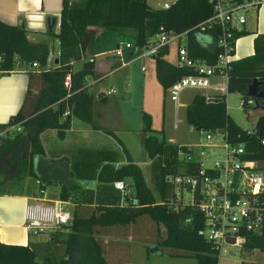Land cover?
I'll use <instances>...</instances> for the list:
<instances>
[{
  "label": "trees",
  "instance_id": "16d2710c",
  "mask_svg": "<svg viewBox=\"0 0 264 264\" xmlns=\"http://www.w3.org/2000/svg\"><path fill=\"white\" fill-rule=\"evenodd\" d=\"M212 12L211 0H174L169 7H152L147 0H62L59 29L50 32L58 41L52 62L48 43L31 41L23 25L0 19L1 70L14 69L20 62L30 66L32 62L38 64V69L29 68L24 100L7 121L20 122L21 130L0 139V194L34 193L25 181L26 176L46 178L40 161L45 157L40 139L42 130L57 128L63 136L64 130L70 127L72 115L99 127L93 119L94 90L87 81L88 76L97 77L93 61L86 57L88 45L97 36L91 26L101 30L130 27L136 45L145 44L160 31L185 32L189 54L212 63L220 50L217 44L220 27L199 26ZM253 48L252 54L230 61L226 80V91L240 93L243 100L251 98L247 91L254 79L258 81V90L264 92L263 32L253 37ZM167 52L168 44H165L155 53L156 74L164 90L189 73L186 67L166 61ZM77 61L82 64L74 68ZM217 96L221 99L208 101L206 95L195 93L186 106L187 121L198 130L227 131L229 140L244 145L243 158L255 160L258 169H264L261 165L264 129L258 135L254 127L248 129L239 125L227 113L226 94ZM263 99L264 96L260 100ZM242 106L250 105L244 102ZM68 107L70 113L63 115ZM142 119L145 150L150 157L163 154L166 142L153 133L151 115L143 112ZM111 167L110 163L102 164L97 177L101 180L129 177L133 194L126 203L90 205L73 197L70 224L54 229L42 243L0 241V264H106L97 235L110 232L112 227L132 228L131 234L139 239H146L145 229L150 227L152 234L148 239H156L175 250L189 251L197 264H218V248L199 233L205 217L196 204L177 200L175 192L172 198L158 202L139 165L131 160L112 168L109 174ZM68 196L69 190L63 186L60 197L67 199ZM259 196L264 204V191ZM147 218L151 222L148 225L141 222V225L140 221L146 219L143 221L147 222ZM161 226H164L163 235ZM246 235L243 249L251 252L257 248L264 253V236L250 231ZM239 264L264 262L242 260Z\"/></svg>",
  "mask_w": 264,
  "mask_h": 264
},
{
  "label": "rangeland",
  "instance_id": "374dc122",
  "mask_svg": "<svg viewBox=\"0 0 264 264\" xmlns=\"http://www.w3.org/2000/svg\"><path fill=\"white\" fill-rule=\"evenodd\" d=\"M56 1L59 4V0ZM165 1L172 3L174 0H148V3L152 7H163ZM133 32L130 27L103 29L87 47V52L91 53L104 50V55L94 57L95 64L102 57H107L110 61L121 60L123 62L121 68L117 67L110 70L96 86V92L99 87H105L108 90L115 88V92L108 95L104 100L98 98L96 93L95 102L96 119L102 122L106 129L112 130L114 135L101 132L96 135L91 134L85 138L76 137L74 141H67V138L57 137V135L48 131L43 133L42 139L48 144V150L54 153L65 148V151H70L74 149L73 145H84L85 150L92 155L98 154L100 157H104L107 162L119 160L120 153L126 158L123 147L128 146L134 158L133 160L139 165L145 181L151 186L156 199L172 198V192H175L177 193V200L184 203L195 201V191L178 184H172L168 179V175L193 173L197 169L196 159L186 161L183 153L180 152L182 146L190 147L193 145V150L196 151L198 149L197 145L204 143L210 158L221 156L222 149L215 144L223 140L224 132L222 130H198L187 121V104L195 93L206 92V89L204 87L185 86L177 95L173 94L169 88L164 90L156 74V55H140V51L136 48ZM42 37L39 36L38 39L43 40L44 37ZM51 37L53 39H50V50H56L57 41L53 35ZM126 42L131 43L132 47H124ZM117 47L122 48L121 56L115 55L113 52ZM53 55H56V53L53 52ZM164 59L170 63H177L176 40L168 44V52L165 54ZM50 62L52 61L50 60ZM29 68L35 69L36 67L29 66ZM224 79L223 76L219 77V81H225ZM240 100V93L226 92L227 113L239 125L251 129L255 126L263 111L255 108L254 104L244 108L240 104ZM143 112L151 115L153 133L159 138L163 137L165 139V151L162 156L152 158L142 147L141 138L144 134L142 130L144 125ZM74 119L79 123H83L76 117ZM94 122L96 123V121ZM208 132L212 135V141L209 143L206 142L205 138ZM76 158H68L70 165L73 164L71 169L73 168V174L77 177L79 183L78 186L74 185L75 187L72 188L74 192L80 193L85 199H91L94 193L106 195L114 192L112 180H98L99 169L81 170V165L77 163ZM256 164L258 167L259 164L257 162ZM261 165L264 166V162ZM258 170L264 175L263 168ZM88 180L92 182V190L84 188V183ZM25 181L33 189H37L35 182L29 176H26ZM46 188L51 189V185L46 184ZM129 188L130 190L133 189L131 186ZM212 189L213 187H210L209 190ZM148 221L151 222L150 219ZM160 232L161 235L164 234V226L160 227ZM145 233L151 235V228L145 229ZM43 236L46 235L42 233L36 237L42 238ZM123 241L124 245L116 260L115 243L110 242L103 245L107 264H197L196 258L189 251L175 250L160 244L156 239L133 237L130 239L125 238ZM229 250H233L234 253ZM242 260L264 262V253L259 249L247 252L240 245H224L221 247L218 264H239Z\"/></svg>",
  "mask_w": 264,
  "mask_h": 264
},
{
  "label": "built area",
  "instance_id": "2783aa9c",
  "mask_svg": "<svg viewBox=\"0 0 264 264\" xmlns=\"http://www.w3.org/2000/svg\"><path fill=\"white\" fill-rule=\"evenodd\" d=\"M211 1L213 12L199 26L220 27L217 36L220 50L214 62L208 63L189 54L185 32L160 31L151 36L145 44L136 45L140 55H150L155 54L161 46L176 40L177 64L186 67L189 73L182 75L168 87L175 95L185 86H207V78L213 74L222 75L227 79L230 61L234 59L236 38L242 31L241 26L247 21L248 15L257 10L261 0ZM169 5L168 2L163 3V7ZM124 47L130 48L132 44L126 42ZM114 53L121 56L122 48L117 47ZM88 59L92 60L91 57ZM31 66L38 67V64L32 62ZM113 91L115 89L111 88L107 93ZM244 102L254 104V98L251 96L247 100H240L241 105ZM69 113L68 107L63 115ZM18 130H21L20 122L0 123V139ZM223 132V140L215 144L222 149L221 156L210 158L204 143L197 145L196 151L193 150V145L182 146L180 152L186 161H194L195 158L197 169L193 173L168 175L172 184L195 191L196 199L191 203L196 204L205 217L204 226L199 229V233L215 245L219 252L224 245H240L244 248L247 231L264 236V204L259 196V193L264 191V175L258 170L255 160L243 158L244 145L229 140L227 131ZM205 138L208 143L212 141L210 132L206 133ZM36 182L42 184L39 178ZM113 184L123 195H127L128 189L123 180H114ZM210 187L213 189L209 190ZM40 191L43 192L44 188L41 187ZM71 217V211L64 201L55 199L43 212L28 209L26 226L36 234L48 227L69 224ZM229 251L234 253L233 250Z\"/></svg>",
  "mask_w": 264,
  "mask_h": 264
},
{
  "label": "crops",
  "instance_id": "0c3cea01",
  "mask_svg": "<svg viewBox=\"0 0 264 264\" xmlns=\"http://www.w3.org/2000/svg\"><path fill=\"white\" fill-rule=\"evenodd\" d=\"M148 2V0H147ZM166 2V1H165ZM164 3V2H163ZM149 4V3H148ZM171 4V3H170ZM62 5V0H61ZM60 0L57 4L56 0H0V19L12 23V24H21L27 29V36L31 41H43L48 43L50 46L51 31L57 32L59 29V16H60ZM163 6V5H162ZM55 18V22L52 25V29L48 30V18ZM242 31L239 36L236 38L235 43V52L233 58H241L247 55H250L254 52L253 48V37L258 32L264 33V0L260 1V4L257 7V10L248 15L247 21L241 26ZM90 29L97 31V34L101 31L100 28L91 26ZM103 30V29H102ZM39 36H43V40H39ZM46 36V37H45ZM56 39V38H55ZM57 41V39H56ZM58 46V41H57ZM115 51V50H114ZM113 51V52H114ZM53 52L57 53L56 50H50L49 61L52 60L55 55ZM86 57L92 58L93 68L97 77L88 76L87 81L92 83L94 90V103H93V119L96 121L99 127H93L88 122L72 115L70 127L64 130L63 136H60L57 128H46L41 131L40 139L45 149V157L41 159L42 161V174L45 179L39 177L31 178L35 182L37 189L34 188V193H22V194H11L5 193L0 194V241L6 243H17V244H26L28 242L42 243L49 239L51 232L57 227H48L39 233H32L30 229L26 226L27 212L28 209H37L42 211L47 210L51 205L52 200L59 199L64 201V204L71 211V221L73 219V197L75 200H78L84 204H107V205H122L131 198L133 194V189L130 190L131 179L129 177H124L123 180L126 183V188L128 189L127 195H123L119 188L115 187L112 179V184L114 187V192L112 194L100 195L94 193L91 199L83 198L80 193L74 192L72 188L78 186L77 177L73 174V168L71 169L70 160L68 158L77 157V163H80L81 170H98L101 168L102 164L110 163L112 165L109 168V174L111 173L112 168H117L121 164L127 163L129 160L134 161L132 153L130 152L128 146L123 147V152L126 155V158L122 156V153L119 155V160L113 162L112 160L107 162L106 159L100 157L98 154L92 155L90 152L85 150L84 145H73L74 149L70 151H65L62 149L60 152H52L48 150V144L42 139L43 133L50 131L51 134L57 135V137L67 138V141H74L77 138L89 137L91 134H98L101 132H107L108 134H113L114 132L110 129H106L105 125L102 122H99L96 118L95 112V102H96V93L98 98L102 100L106 99L108 95L113 94L107 93L105 87H99L96 92V86L102 80L103 76L110 72L114 68H121L122 63L119 61H110L107 57H102L97 60L95 64V56L104 55V50L95 51L93 53L87 52ZM127 62V61H125ZM82 61L74 62V68L80 67ZM30 66V65H29ZM29 66L27 63L20 62L17 63L14 69L11 70H1L0 71V122H7L11 115H13L21 106L27 89L28 81V70ZM125 66V65H124ZM36 67V66H32ZM118 68V69H119ZM34 69V68H33ZM35 69H38L36 67ZM117 70V69H116ZM222 75L213 74L207 78L208 85L204 86L206 92H201L207 97L217 96L218 94L225 93L226 90V78L225 81H219V77ZM224 77V76H223ZM111 89V88H110ZM109 89V90H110ZM115 89V88H114ZM261 111V109H259ZM74 117L83 121L79 123L74 119ZM143 120V119H142ZM114 135V134H113ZM145 133L142 134L141 144L143 149V137ZM159 138V137H158ZM127 148V149H126ZM65 151V152H64ZM146 151V150H145ZM147 153V151H146ZM86 155V156H84ZM81 156H84L83 158ZM157 156H162L157 155ZM156 157V156H154ZM153 158V157H152ZM125 159V160H123ZM147 161V160H146ZM99 171V170H98ZM41 179L42 184H38L36 179ZM98 180H101L98 178ZM46 184L51 185V189L46 188ZM75 185V186H74ZM65 186L69 190V196L67 199L60 197V189ZM149 186V185H148ZM44 188V191L41 192L40 188ZM151 188V186H149ZM84 188L87 190H92V182L86 181L84 183ZM117 190V191H116ZM152 190V188H151ZM95 192V191H94ZM153 192V190H152ZM127 199V200H125ZM164 198L158 200V202L163 201ZM142 219V223L149 224ZM70 221V222H71ZM70 224V223H69ZM68 225V224H66ZM142 225V224H141ZM134 227V226H133ZM137 227L139 228V222ZM135 228V227H134ZM140 229V228H139ZM107 233H101L97 235L102 247L103 245L109 244L110 242L115 243V260L117 255L120 253L121 248L124 245L125 238L130 237L132 234V228L123 229L122 227H112L109 228ZM144 232V230H141ZM44 233L46 236L42 238L36 237ZM125 236V237H124ZM149 234L145 235V238H148ZM104 249V248H103ZM107 264V260H106Z\"/></svg>",
  "mask_w": 264,
  "mask_h": 264
},
{
  "label": "water",
  "instance_id": "95a60500",
  "mask_svg": "<svg viewBox=\"0 0 264 264\" xmlns=\"http://www.w3.org/2000/svg\"><path fill=\"white\" fill-rule=\"evenodd\" d=\"M55 22V18H48V30L52 29V25ZM261 83V82H259ZM248 95L252 96L254 98V107L259 108L263 111V113L258 117L254 129L258 135L261 134V132L264 129V99L260 100L264 96L263 90H258V81L254 79V81L249 85L248 87ZM221 97L219 96H210L207 97L208 101H218L220 100ZM188 188L190 187L189 185L187 186Z\"/></svg>",
  "mask_w": 264,
  "mask_h": 264
}]
</instances>
